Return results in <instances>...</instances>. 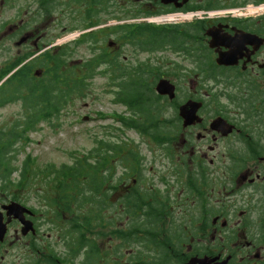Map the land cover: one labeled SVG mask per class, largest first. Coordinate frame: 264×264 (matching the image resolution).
<instances>
[{
    "label": "flooded vegetation",
    "instance_id": "obj_1",
    "mask_svg": "<svg viewBox=\"0 0 264 264\" xmlns=\"http://www.w3.org/2000/svg\"><path fill=\"white\" fill-rule=\"evenodd\" d=\"M263 3L264 0H97L95 18H98L97 27L103 40L98 53L123 60L132 71L139 65L130 60L143 57L141 63L145 71L155 74L150 82L154 90L160 80L173 85L174 100L161 96L160 121L166 123V128L174 127L175 133L162 147L158 146L161 156L174 158L176 155L179 164L174 167L173 176L150 179L145 175L149 172L147 163L154 172L162 158L145 159L133 147L138 158L133 167L127 168L120 164L117 145H130L113 143L110 212H100L104 221H100L97 228L108 230L112 238L105 250L96 245L97 264H136L137 261L139 264H190L192 261L194 264H264V14L202 21L180 16L175 24L166 26H154L146 20L167 13L192 17L196 11L222 15L249 4ZM83 7L91 8L87 3H83ZM102 14L109 18L101 19ZM25 15L9 29L17 48L14 63L8 62L1 70L7 71L16 65L14 70L18 73L17 85L22 96L52 79L38 64L60 49L55 48V37L49 32L51 22L40 25L38 15L28 12ZM128 26H152L161 35L177 31L180 44L173 46L163 38L145 48H136L119 41L121 28ZM109 36L115 37L112 45L107 42ZM126 49H130V56L125 55ZM113 73L114 81L110 85L119 91L123 85L117 72ZM48 101L52 106V99ZM190 102L196 104V108L188 105ZM13 104L20 105L18 118L11 126L0 128V171L9 173H5V180L0 178V224L5 226L0 241V264H85V234L75 259L62 237L54 244L47 229L48 225H54L53 216L59 223L57 228L68 226L69 219H65L68 213L55 212L41 202L38 206H28L4 191L16 183L13 180L16 173L36 171L38 159L33 154L29 156L33 144L29 136L43 127H54L55 119H59L65 107L57 111L54 118L52 108L38 115L43 109L37 104L26 112L24 101L19 99L5 104L0 101V112ZM29 114L33 123L23 134L21 122L28 119ZM186 114L192 115L191 124H186ZM126 129L138 137L154 139L143 130ZM160 135L164 137L166 133ZM173 182L176 195L169 192ZM237 193L243 195L239 202L234 201ZM95 199L102 200L100 195ZM142 201L146 212L132 211V204ZM199 201L206 210H198ZM12 202L26 206L32 213L20 218L9 216L5 207ZM253 202L258 205L256 217L250 210ZM239 203L246 204L244 210L238 207ZM152 207L154 210L150 211ZM85 209L86 205L80 212L82 225ZM57 216L61 219H56ZM139 219L142 229L138 227ZM24 222L31 224L26 234L23 233ZM61 230L64 232L65 227ZM135 231L137 239L143 238V244L133 240ZM124 234L130 236L128 242L123 239ZM61 243L64 249L59 251L55 245ZM138 244L143 247H136ZM140 250L142 254L137 258Z\"/></svg>",
    "mask_w": 264,
    "mask_h": 264
},
{
    "label": "trees",
    "instance_id": "obj_2",
    "mask_svg": "<svg viewBox=\"0 0 264 264\" xmlns=\"http://www.w3.org/2000/svg\"><path fill=\"white\" fill-rule=\"evenodd\" d=\"M83 3H87L88 7L84 8ZM97 0H40V9L38 17L51 16L59 13L66 8L69 10V17L73 18L76 22H79L81 26L71 27L69 31L77 29H90L97 26L98 18L94 11ZM60 20V19H58ZM165 38L166 42L171 43L173 46L180 44V35L177 31H171L165 35H161V32L154 27H122L119 33V41L129 43L136 48H145L147 45H152L153 42H158ZM178 40V42H177ZM102 42V39L98 37V32H89L82 35L74 44L76 47L82 45H88V48L93 50V57L88 61H85L81 65L69 64L68 61L72 56V50L67 52V47L59 50L54 55H49L45 58V61L39 62L38 67L44 70L46 76L52 77L46 84H40V88L37 90L29 89L28 94L22 96L17 81L18 73L12 74L1 86H0V101L3 104L7 102H13L19 99L24 101V108L26 112L32 111L34 105H38L43 110H40L39 114H43L45 111L52 108L55 112L54 118H57V111H62L67 104L74 103L77 99L85 96V89L87 88V81L92 80L99 74L97 69L101 66H105L106 73H108L110 81L113 82V71L117 72L118 78L123 86H120V90L116 91L115 100L127 107L132 115L123 117L121 124L127 128H134L137 130H143L149 133L154 139L157 145L162 147L163 142L172 137L175 133V128H166L165 124L160 121V116L163 112V101L159 97L152 87L153 83H150L153 71H145L144 65L133 67V71L130 67L122 62L121 59H111L105 53H96L98 50V43ZM71 60V59H70ZM16 67L13 64L7 71L11 72ZM52 71V72H51ZM52 73V76L50 74ZM66 75L69 78L66 79ZM129 75V77L127 76ZM155 75V74H154ZM124 76V77H123ZM26 77V73H24ZM0 76V82L3 79ZM124 79V80H122ZM24 83V82H23ZM152 84V85H151ZM133 85V86H131ZM139 85H144L143 88ZM22 96V97H21ZM49 99H52L53 104H49ZM69 103H68V101ZM51 106V107H50ZM61 113H59V116ZM31 114L28 115V119H24L22 124L23 134L27 131L26 127H29L32 122ZM20 124V125H21ZM166 128V129H165ZM166 133L164 137L160 134ZM99 145L90 151L85 157L78 158L73 164H63L60 167L49 164L45 170H41L38 173L34 171L24 170L20 173V182L18 185H14L15 188L20 187L26 193L30 190H34V185L40 175H43V179L46 188L44 200L46 206L52 207L55 212L68 213L72 216L71 222L66 226L63 232L60 228V234L64 244L70 249L73 255L72 258L77 259L79 255L78 246L81 241L83 243L82 235L85 234L84 244L86 245L85 264H97L95 257L98 254L95 238H90L87 235L95 234V231L100 226L98 223L104 221L100 216V212H110L111 203L110 197V181H111V163L113 158V143H106L99 141ZM118 156L120 158V164L127 168L133 167L138 154L130 146L119 144L117 145ZM138 163V162H137ZM7 172H0L1 180H5ZM9 174V173H7ZM4 183V181H2ZM15 184V183H14ZM201 186V185H200ZM105 188L106 191H102ZM196 189V185L194 186ZM200 188V187H199ZM6 189H4L6 193ZM199 192L200 189L197 188ZM102 192V193H101ZM57 194L56 198H51V202L48 203L50 196ZM102 198L101 201L95 199L96 196ZM15 200L17 196L13 195ZM26 197V201L28 197ZM88 207L85 216L84 224L80 223L83 207ZM98 205L100 207H98ZM144 202H135L132 204V211H143ZM206 206L199 201V211L206 210ZM154 208L152 207L153 211ZM216 210V209H215ZM259 213V212H258ZM56 219H61V216H57ZM139 228L142 229V220H137ZM110 225V224H107ZM84 229V230H83ZM138 231V230H136ZM136 231L133 233V240L143 244V238H136ZM125 241L128 242L129 237L122 235ZM153 241V240H152ZM142 244H138L136 247H143ZM161 251H163L161 249ZM142 254V250L137 252L138 258ZM161 255L165 253L161 252ZM160 255V256H161ZM55 258V255L54 257ZM74 259V260H75ZM141 259V258H140ZM137 261V259H136ZM47 260L45 261V263ZM38 264H41L40 262ZM136 264H139L137 261ZM140 264H143L140 262Z\"/></svg>",
    "mask_w": 264,
    "mask_h": 264
},
{
    "label": "rangeland",
    "instance_id": "obj_3",
    "mask_svg": "<svg viewBox=\"0 0 264 264\" xmlns=\"http://www.w3.org/2000/svg\"><path fill=\"white\" fill-rule=\"evenodd\" d=\"M64 1L67 2L69 0ZM39 2L40 0H0V76L5 77L8 75V71L1 70L8 62L13 61L14 63L17 52L15 40L12 36L13 32H10L9 29L15 27L22 17L25 18L27 16L25 15L26 12L30 15L31 13L38 15L40 9ZM21 5H24V7L20 8ZM37 18L40 21V25H46L48 21L51 22L49 32L55 37L53 42L60 43V45H57L58 48L67 47V52L72 50L73 54L68 58L69 64L81 65L94 56V51L89 49L88 45L76 47L74 44L75 40L70 41L69 39V42L65 41L66 43L62 41L69 34L81 33L79 29L74 31L68 30L71 29V27L81 26L79 22L69 17V10L63 8L60 15L57 13L51 16L44 15ZM107 18H109V16L104 14L101 15V19ZM58 19H60V22ZM94 31H99V29ZM98 37H101L100 33ZM109 41H115V37L109 36L107 42ZM98 45H102V42H99ZM125 51V55L130 56L128 54L130 49H126ZM143 61V57L130 60L131 63ZM87 83L85 96L77 99L74 103L66 105L65 110L58 117L59 119H55L54 127H43V130H39L38 133L29 136L30 141H33V144L30 146L31 151L29 156L33 154L38 159V167L35 173L45 170L49 164H53L56 167H60L63 164H73L75 160L81 158L84 154H88L98 146L99 141H104L106 143L125 142L129 144L130 147L136 148L145 159H150L152 156H159V158H162L160 163L157 164L155 168L156 171L154 172L147 163L149 172L147 171L145 175L147 177L149 176L148 178L152 179L153 176L158 177L160 175H164L166 178L173 176L174 167L176 169L179 165L177 156L174 155V158L161 156L162 152L159 151L160 147L157 143L153 142L150 138L138 137L121 124L120 117L131 114L125 107L116 102L115 90L110 85L113 82L109 80V77L99 75L91 81L88 80ZM19 111V104H13L1 111L0 128L9 127L14 124L19 116ZM85 117L88 118L87 121L83 120ZM18 175L19 174L16 173L14 176V179L17 181ZM41 179H43V175H40L34 185V190H30L29 193H26L20 187H10L8 189L9 195H15L22 200L27 196L28 200L27 203H25L28 206H38L40 205L39 202L46 205L43 201L44 195L46 189L49 190L50 188H46L44 180ZM169 192L170 194L176 195L175 182H173V187L169 189ZM52 195L48 203L51 202V198L57 197V194ZM236 195L234 201L239 202L243 195L239 193ZM36 197H38L39 200H37ZM232 206H234L233 203ZM239 206H242L241 208L244 210L246 204L239 203L238 207ZM87 209L88 207L85 211H87ZM250 210L254 213L253 217H256L259 212L256 202L251 203ZM52 218L54 225H48L47 229L52 234V240L55 244L59 242L58 240L61 234L60 229L56 227V224L59 225V223H56L54 216ZM65 219H69L68 222H71L72 216L67 215ZM64 227L66 228V226ZM87 236L95 238L96 245L101 246L103 250L107 249L111 244L112 236L108 230L103 229L95 231V234ZM55 247L59 251L64 249L62 243L56 244Z\"/></svg>",
    "mask_w": 264,
    "mask_h": 264
},
{
    "label": "water",
    "instance_id": "obj_4",
    "mask_svg": "<svg viewBox=\"0 0 264 264\" xmlns=\"http://www.w3.org/2000/svg\"><path fill=\"white\" fill-rule=\"evenodd\" d=\"M156 91L159 95L162 96H168L170 100H173L175 98V90L173 85L166 80H160L156 86ZM188 105H194L193 109L196 108V104L190 102ZM186 117V124H191V116L190 114L184 115ZM5 209L8 211V215H14L16 218H20V216H23L24 213H31V211L24 206L18 204V203H11L8 206L5 207ZM29 230H31V224L24 222V228L23 233L26 234ZM5 234V226H1L0 224V240H2L3 236ZM190 264H194V261H192Z\"/></svg>",
    "mask_w": 264,
    "mask_h": 264
},
{
    "label": "built area",
    "instance_id": "obj_5",
    "mask_svg": "<svg viewBox=\"0 0 264 264\" xmlns=\"http://www.w3.org/2000/svg\"><path fill=\"white\" fill-rule=\"evenodd\" d=\"M165 20H167V18H161V19H159L158 21H159L160 23H165V22H166Z\"/></svg>",
    "mask_w": 264,
    "mask_h": 264
}]
</instances>
